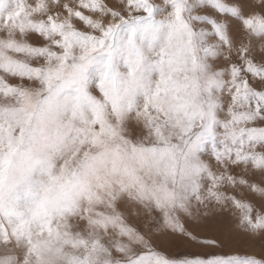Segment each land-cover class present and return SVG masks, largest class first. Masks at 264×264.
<instances>
[{
    "label": "snow or ice",
    "instance_id": "1",
    "mask_svg": "<svg viewBox=\"0 0 264 264\" xmlns=\"http://www.w3.org/2000/svg\"><path fill=\"white\" fill-rule=\"evenodd\" d=\"M0 72V264L264 230V0H0Z\"/></svg>",
    "mask_w": 264,
    "mask_h": 264
},
{
    "label": "rangeland",
    "instance_id": "2",
    "mask_svg": "<svg viewBox=\"0 0 264 264\" xmlns=\"http://www.w3.org/2000/svg\"><path fill=\"white\" fill-rule=\"evenodd\" d=\"M126 2L127 0H114L116 6L126 5ZM154 2L162 3L163 0H154ZM0 74L3 73L0 72ZM7 79L12 84L20 82L14 77H7ZM94 94L99 95L98 90ZM195 234L198 237L196 242L177 240L174 244L163 245L161 250L176 259L203 258L219 254L228 258L230 264H245L249 257L264 259V230H257L256 234L240 230L236 227V219L232 216L217 217L197 228ZM204 240H214L216 245L206 246L202 243Z\"/></svg>",
    "mask_w": 264,
    "mask_h": 264
}]
</instances>
